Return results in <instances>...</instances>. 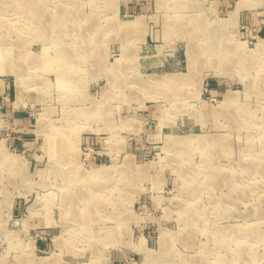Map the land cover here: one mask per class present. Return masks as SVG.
<instances>
[{
	"label": "rangeland",
	"instance_id": "1",
	"mask_svg": "<svg viewBox=\"0 0 264 264\" xmlns=\"http://www.w3.org/2000/svg\"><path fill=\"white\" fill-rule=\"evenodd\" d=\"M23 2L0 264H264V0Z\"/></svg>",
	"mask_w": 264,
	"mask_h": 264
},
{
	"label": "bare ground",
	"instance_id": "2",
	"mask_svg": "<svg viewBox=\"0 0 264 264\" xmlns=\"http://www.w3.org/2000/svg\"><path fill=\"white\" fill-rule=\"evenodd\" d=\"M18 1V0H17ZM23 2V7H28L30 9V11H34L36 8H40L43 6V4L45 3L44 0H22ZM86 1V0H85ZM44 2V3H43ZM59 2V1H58ZM75 2V1H74ZM57 3V2H56ZM67 3H58L57 5H54L55 7V14L51 17L49 22L55 21V20H63V19H68L70 18V16L68 15V9L66 5ZM103 6V5H102ZM76 8V7H75ZM238 8V6H237ZM4 8H1L0 10H3ZM20 14V13H19ZM25 15V14H24ZM36 20V19H35ZM3 19H2V15H0V25H3ZM37 23V22H36ZM38 25V24H37ZM62 25V24H61ZM30 27V26H29ZM57 28V27H55ZM60 28V27H59ZM35 29V28H34ZM42 29V28H41ZM40 29V30H41ZM43 30V29H42ZM116 32V31H115ZM38 33V32H37ZM41 33V32H40ZM47 34V33H45ZM45 36V35H44ZM261 47L264 44V40L261 42ZM56 46V45H54ZM17 48H19V46H15V43H13L12 39L9 38V35L7 36H0V69L2 70H6V71H15L17 73L18 76L21 77V72L14 68L13 65H10L7 62V59L9 58V55L11 51L13 52L14 50H17ZM62 48V47H60ZM28 50V49H27ZM25 50V52L27 51ZM54 50V49H53ZM31 52V51H30ZM63 52V51H62ZM61 52V53H62ZM65 53V52H64ZM26 55V53H25ZM85 55V54H84ZM86 57V56H85ZM70 59V58H69ZM32 63V62H31ZM23 78V77H22ZM61 79V78H60ZM22 81V80H21ZM24 83V82H23ZM27 85V84H26ZM28 85H31L30 83ZM37 89V88H36ZM233 175V174H232ZM214 176V175H213ZM230 177V176H229ZM230 179V178H229ZM235 182V181H234ZM233 182V183H234ZM102 212V211H101ZM105 212V211H104ZM101 214V213H100Z\"/></svg>",
	"mask_w": 264,
	"mask_h": 264
}]
</instances>
